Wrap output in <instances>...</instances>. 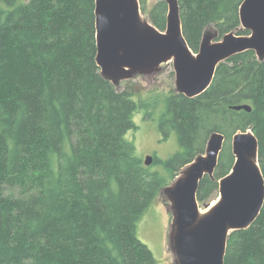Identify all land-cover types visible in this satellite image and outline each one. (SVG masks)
I'll use <instances>...</instances> for the list:
<instances>
[{
	"label": "trees",
	"instance_id": "1",
	"mask_svg": "<svg viewBox=\"0 0 264 264\" xmlns=\"http://www.w3.org/2000/svg\"><path fill=\"white\" fill-rule=\"evenodd\" d=\"M148 0H139L143 11ZM184 38L196 53L206 31L248 35L243 0H177ZM166 28L167 4L149 10ZM95 0H0V264H156L137 221L179 170L205 151L210 133L250 129L264 177V59L252 50L219 63L196 97L176 91L136 101L96 64ZM248 104L250 111L230 106ZM159 107L158 126L179 150L151 171L126 134L134 113ZM153 158V163H158ZM234 161L225 145L199 202ZM224 264H264V205L230 232Z\"/></svg>",
	"mask_w": 264,
	"mask_h": 264
},
{
	"label": "water",
	"instance_id": "2",
	"mask_svg": "<svg viewBox=\"0 0 264 264\" xmlns=\"http://www.w3.org/2000/svg\"><path fill=\"white\" fill-rule=\"evenodd\" d=\"M165 2L166 28L161 31L143 17L139 0H95L96 64L113 85L136 75H153L171 61L176 92L192 98L206 91L219 63L231 56L252 50L259 60L264 59V0L240 4V25L248 35L229 32L215 40L216 34L206 31L196 53L184 38L178 1ZM230 108L251 110L248 104ZM224 141L221 132L210 133L204 153L160 191L170 202L169 247L174 264H224L230 232L248 228L262 210L264 177L258 140L248 129L233 134V164L218 182L215 203L200 212L199 183L205 175L213 177ZM152 159L147 155L145 165Z\"/></svg>",
	"mask_w": 264,
	"mask_h": 264
},
{
	"label": "rangeland",
	"instance_id": "3",
	"mask_svg": "<svg viewBox=\"0 0 264 264\" xmlns=\"http://www.w3.org/2000/svg\"><path fill=\"white\" fill-rule=\"evenodd\" d=\"M158 1L148 0L143 11L141 10L143 17L148 21H150L149 10ZM174 81L173 65L169 61L163 63L161 69L150 77L136 75L133 78L121 80L118 85L114 86L118 90L128 89L132 91L133 98L140 101L150 100L157 95L176 91ZM158 110L159 107L157 106H149L146 110L140 109L135 112L133 116L135 126L126 134V139L135 146L137 157L144 161L145 157L150 155L158 160V163H153L152 159V162L148 165L151 171H161L159 161L169 158L179 150L176 133L174 131L165 133L160 130ZM232 136L224 141L230 149ZM218 197L219 190L217 188L206 200L199 202L200 212H206ZM169 205L168 199L159 192L145 208L136 224L137 236L150 249L156 264H174V257L169 247L172 222ZM206 205L208 207H205Z\"/></svg>",
	"mask_w": 264,
	"mask_h": 264
},
{
	"label": "flooded vegetation",
	"instance_id": "4",
	"mask_svg": "<svg viewBox=\"0 0 264 264\" xmlns=\"http://www.w3.org/2000/svg\"><path fill=\"white\" fill-rule=\"evenodd\" d=\"M147 77H150V76H152V75H146Z\"/></svg>",
	"mask_w": 264,
	"mask_h": 264
}]
</instances>
